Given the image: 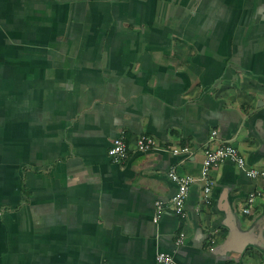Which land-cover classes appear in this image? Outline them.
Masks as SVG:
<instances>
[{"label": "crops", "instance_id": "crops-1", "mask_svg": "<svg viewBox=\"0 0 264 264\" xmlns=\"http://www.w3.org/2000/svg\"><path fill=\"white\" fill-rule=\"evenodd\" d=\"M222 144L245 167L211 166L206 198L196 182L154 222L170 171L198 179ZM246 169L264 171V0H0V264H264Z\"/></svg>", "mask_w": 264, "mask_h": 264}, {"label": "built area", "instance_id": "built-area-1", "mask_svg": "<svg viewBox=\"0 0 264 264\" xmlns=\"http://www.w3.org/2000/svg\"><path fill=\"white\" fill-rule=\"evenodd\" d=\"M216 135V132L211 133V138ZM135 148L138 152H170L173 155L183 154L189 156L191 154L188 144L182 148H174L171 145L164 144L159 145L155 140L146 135H140L136 138ZM107 156L116 164L124 163L128 158V146L125 141L124 132H119V135L111 140L110 146L107 149ZM229 161L237 165L239 168L245 167L244 157L229 144H222L215 148H207L204 151V156L201 166V174L198 179L191 176H180L176 174L174 170L170 171L169 179L176 184V193L168 200H158L154 203L155 216L153 221L156 222L159 215L169 210L178 218H184V206L188 196L189 190L193 184L200 182L203 184V195L207 197L212 186V182L208 180L207 174L211 166H215L219 163ZM246 175L253 179L264 180V171H258L255 169H246ZM257 195L250 194L246 198V208L243 212L248 213L250 207L254 203ZM184 241V233H180L176 239V245L182 244ZM154 264H176L171 254L159 252L154 258Z\"/></svg>", "mask_w": 264, "mask_h": 264}]
</instances>
